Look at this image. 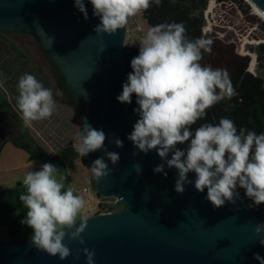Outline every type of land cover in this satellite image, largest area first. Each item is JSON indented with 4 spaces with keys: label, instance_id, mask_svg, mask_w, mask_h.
<instances>
[{
    "label": "water",
    "instance_id": "water-1",
    "mask_svg": "<svg viewBox=\"0 0 264 264\" xmlns=\"http://www.w3.org/2000/svg\"><path fill=\"white\" fill-rule=\"evenodd\" d=\"M250 1L264 13V0ZM84 3L87 20L74 0H0V31L40 36L45 50L63 67L69 85L84 87L83 123L103 130L105 148L119 154L115 165L103 150L84 157L91 165L104 156L110 169L97 181L89 174L91 184L97 198L117 197L120 203L111 213L86 219L81 234L84 244L65 238L63 243L71 249L66 259L38 251L32 243H0V264H86L84 248L95 251L94 264H259L254 254L264 257L260 243L264 232L257 235L255 228L261 221L239 193L234 204L215 208L206 199L207 189H195V173L190 172L188 179L193 183L179 194L174 190L177 170L168 168L155 149L145 154L127 139L137 116L131 104L117 100L128 75L126 25L111 35L96 33L99 18L93 16L90 0ZM69 16H83V21L71 26L63 23L62 18ZM7 117L0 114V128L11 126L0 132V144L9 132L20 134ZM117 138L123 147L115 145ZM176 147L182 149V144ZM162 163L166 176L153 172ZM81 222L84 219L65 231H74Z\"/></svg>",
    "mask_w": 264,
    "mask_h": 264
},
{
    "label": "clouds",
    "instance_id": "clouds-1",
    "mask_svg": "<svg viewBox=\"0 0 264 264\" xmlns=\"http://www.w3.org/2000/svg\"><path fill=\"white\" fill-rule=\"evenodd\" d=\"M90 3L93 16L100 21L94 31L111 35L124 28L130 17L146 11L152 4L159 6L161 0H90ZM74 5L87 20L84 0H74ZM211 44L208 39L190 38L182 22L148 27L140 39L138 55L131 59L132 71L117 96L120 103L131 104L135 94L138 105L133 111L139 118L127 139L145 154L155 149L168 168L177 170L174 187L177 193L182 194L185 185L193 183L188 179L192 172L195 189L199 192L207 189L206 199L215 208L226 202L234 204L237 188L244 189L245 196L253 201L249 207L259 206L264 204V132L237 129L233 120L224 117L217 124L203 123L192 130L198 120L207 116V109L236 95L226 68L200 63L204 52L211 53ZM16 87V106L24 127L53 115L56 107L53 92L33 74L20 76ZM79 127L73 148L81 158L103 150L113 165L118 163L119 154L105 148L107 137L103 130L87 122ZM185 142H189L186 149L176 147ZM114 143L123 147L118 138ZM88 168L96 181L110 172L104 156L95 159ZM153 172L167 175L164 163ZM66 180L67 175L59 166L44 163L38 171L26 173L23 185L27 191L19 196L27 209L20 223L32 229V245L60 260L71 255V249L63 243L66 237L85 243L81 234L86 218L74 231H65L73 229L85 206L84 198ZM261 232L264 222L255 228L257 235ZM260 243L264 245V239ZM83 254L86 264H94V250L84 248ZM254 259L264 264V257L259 254H254Z\"/></svg>",
    "mask_w": 264,
    "mask_h": 264
},
{
    "label": "rangeland",
    "instance_id": "rangeland-1",
    "mask_svg": "<svg viewBox=\"0 0 264 264\" xmlns=\"http://www.w3.org/2000/svg\"><path fill=\"white\" fill-rule=\"evenodd\" d=\"M204 17L206 21L204 32L212 41V51L208 60L202 58L200 61L202 65L226 68L235 90L246 72L264 76V71L258 69L257 55L249 49L250 46L256 47L264 43V19L255 12L247 0H226L224 3L217 1L216 5L215 0H210ZM148 27L141 13L132 16L126 24L124 46L140 41ZM5 35L15 42L41 71L57 99L55 111L50 118L33 121L31 127H28L35 142L48 154L55 155L70 143H74L73 138L81 130L79 126L83 123L85 103L75 105L69 91L61 88L54 68L56 62L49 53H47L48 57H45L35 39L22 34L6 33ZM245 55L252 61L251 68L249 63L245 66L247 60ZM4 91L7 94L11 92L3 85L0 87V94L4 95ZM16 97L17 94L12 99L15 107ZM10 110L13 113L11 107ZM20 121L22 122L21 119ZM15 125L18 127L16 123ZM19 135L21 133L9 132L6 135L7 140L0 144V227L3 222L8 226L9 221L15 222L17 219H23V215L26 216L27 211H22L23 213L20 211L21 207L26 208L19 200V196L27 191L23 185V178L27 172L38 171L45 163L34 158L26 148L9 139ZM87 165L83 168L80 159L74 163L73 168L61 170L67 175L66 183L75 187L76 194L81 195L85 200V206L77 220H82L87 212L86 197L82 191L85 187H92L88 172V167L91 165L89 163ZM93 201L95 203V198ZM4 230L8 231L7 228ZM4 230L0 239L7 242L8 233Z\"/></svg>",
    "mask_w": 264,
    "mask_h": 264
},
{
    "label": "trees",
    "instance_id": "trees-1",
    "mask_svg": "<svg viewBox=\"0 0 264 264\" xmlns=\"http://www.w3.org/2000/svg\"><path fill=\"white\" fill-rule=\"evenodd\" d=\"M217 1L219 3L226 2V0ZM209 2L210 0H161L159 6L152 4L149 9L143 11L141 15L149 26H155L166 22H182L187 29V35L190 38H204L210 40L204 32L206 27L204 14ZM130 19L131 17L128 19L127 24ZM5 34V32L0 31V81H3V85L11 91L13 96H15V94L18 95L16 87L18 79L23 74L29 73L33 74L38 80H40L46 88H49L48 81L41 71L24 54L23 50ZM139 42L140 41H134L133 43L124 46L128 73L132 71L130 66L131 59L139 53ZM249 49L252 53L257 55L258 69L264 71V43H261L256 47L250 46ZM209 57L210 53H203L204 60H208ZM245 58L247 59L245 66L249 63L248 65L251 68L252 61H250L248 56ZM235 92L236 95L232 98H225L210 109H207V116L198 120L197 123L192 126V130L194 131L195 128L203 123L217 124L219 123V120L224 117L233 120L237 129L244 127L257 134L264 132V76L261 74L246 72ZM53 98L54 100H57L54 93ZM79 100H82V98L79 97ZM131 105L132 109L138 107L135 94L132 96ZM10 107L11 105L9 104L8 98L0 94V114H12L13 120L18 125L21 133L18 137L9 138L10 140L14 141L17 145L26 148L34 158L45 163H52L59 166L61 170L73 168L74 163L80 159L85 166H88V160L84 159V157L81 158L76 153L73 148V143H70L55 155L48 154L47 151L35 142L28 127H24L23 123L20 121L18 113L12 109L13 114ZM134 113L138 119V114L136 112ZM189 142L184 143L185 149ZM89 174L91 173L89 172ZM93 180L94 179L92 178V181ZM237 192L244 198L248 205L253 204V201L245 196L244 189L237 188ZM251 209L259 220L264 222V204L259 206L253 205ZM8 230L9 234L7 242H3L0 239V243L9 245H24L32 243V229L27 225L12 223L8 227Z\"/></svg>",
    "mask_w": 264,
    "mask_h": 264
},
{
    "label": "flooded vegetation",
    "instance_id": "flooded-vegetation-1",
    "mask_svg": "<svg viewBox=\"0 0 264 264\" xmlns=\"http://www.w3.org/2000/svg\"><path fill=\"white\" fill-rule=\"evenodd\" d=\"M81 17H83V16H73V18H70V16H69V17H65V18H62V22H63V23L66 22V24H70V26H71V25H73V23L76 22L77 20H82V21H83V19H82ZM83 18H84V17H83ZM66 26H67V25H66ZM64 28H66V27H64ZM6 33H9V34H22V35H27V36H29V37L35 39V40L37 41L38 45H39L38 47L41 48V51L44 53L45 57H48V56H47V53H48L47 51H48V50H47V51L45 50V49H47V48H45V44H44V42H43V40H42V38H41L40 36H35V35H33V34H30V33H27V32H23V31H13V32H6ZM54 68H55V70H56V72H57V77H58L57 79H58L59 84L61 85V88H64V89H66L67 91H69V95H70V97L72 98L73 103H75V105H76V104H77V105H80V104L84 103V100H83L84 87H83L82 85L75 86V87L69 85L63 67H61L60 65L56 64V65L54 66ZM79 97H81L82 100H79ZM5 115L8 116V117H7V120H10L11 122H14L13 117H12V114L5 113ZM5 119H6V118H5ZM1 124H2V123L0 122V125H1ZM8 125H9V124H8ZM5 128H11V126H6V127H4V128L1 127V128H0V132L2 131V129H5ZM0 138H2L1 135H0ZM4 139H6V137H4ZM182 149H185V148H184V144H182ZM88 172H89V171H88ZM20 211H21V212H22V211L25 212V211H27V210H26V209H23V207H21V208H20ZM23 212H22V213H23ZM23 218H24V215H23ZM21 220H22V219H21ZM21 220H18V219H17L15 222H11V221H9L8 226H6L7 224H5V223L3 222L2 225H1V227H0V235L3 234V230H4L5 228L8 229V227H9L12 223H20ZM4 226H6V227H4ZM4 232H7V233L9 234V230H8V231H5V230H4ZM0 238H1V237H0Z\"/></svg>",
    "mask_w": 264,
    "mask_h": 264
},
{
    "label": "built area",
    "instance_id": "built-area-1",
    "mask_svg": "<svg viewBox=\"0 0 264 264\" xmlns=\"http://www.w3.org/2000/svg\"><path fill=\"white\" fill-rule=\"evenodd\" d=\"M217 4V0H215V5ZM4 96H6L8 98L9 104L11 105V108L16 111V113L19 112L17 110V107H15L13 105V101L12 99L14 98V96L12 95V93L10 92L9 94L6 93V91H4ZM12 96V97H11ZM20 116V115H19ZM83 194L86 197V209L87 212L84 214L83 219L84 218H90L92 216H95L97 214H108L111 213L113 211H110V209L112 207H114L116 204L120 203V200L117 197H106V196H101L99 198H97L98 193L96 191V189L93 187H85L83 189ZM94 198H95V203H94ZM95 208V210L93 211V209Z\"/></svg>",
    "mask_w": 264,
    "mask_h": 264
},
{
    "label": "bare ground",
    "instance_id": "bare-ground-1",
    "mask_svg": "<svg viewBox=\"0 0 264 264\" xmlns=\"http://www.w3.org/2000/svg\"><path fill=\"white\" fill-rule=\"evenodd\" d=\"M247 1L252 5L255 12L264 19V13L259 8H257L250 0Z\"/></svg>",
    "mask_w": 264,
    "mask_h": 264
},
{
    "label": "crops",
    "instance_id": "crops-1",
    "mask_svg": "<svg viewBox=\"0 0 264 264\" xmlns=\"http://www.w3.org/2000/svg\"><path fill=\"white\" fill-rule=\"evenodd\" d=\"M5 114V113H4ZM83 219V218H82ZM77 221H80V220H77Z\"/></svg>",
    "mask_w": 264,
    "mask_h": 264
}]
</instances>
